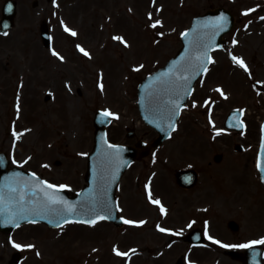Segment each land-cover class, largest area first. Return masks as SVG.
I'll return each mask as SVG.
<instances>
[{
    "label": "rangeland",
    "instance_id": "obj_1",
    "mask_svg": "<svg viewBox=\"0 0 264 264\" xmlns=\"http://www.w3.org/2000/svg\"><path fill=\"white\" fill-rule=\"evenodd\" d=\"M16 1L15 26L0 34V152L8 154L11 165L70 192L84 185L95 112L112 113L107 128L111 142L133 146L154 139L138 115V83L177 52L193 17L223 7L233 13L236 24L226 44L212 54L174 134L156 151L161 173L155 174L150 188L162 205L147 202L143 177L151 174L134 164L116 194L121 217L132 223L121 229L105 222L69 223L58 229L26 224L10 234L0 233V264H14L15 254L20 256L18 264H174L181 255L188 264H240L226 258L223 249L264 239L262 194L260 222L246 224L236 239L227 235L228 219L222 215L213 218L197 211L191 223L188 218L178 220L174 190L165 180L174 170L191 167L203 177L206 170H219L224 184L233 171L246 178V198L255 200L253 162L264 120V0ZM33 1L38 2L36 8ZM42 26L49 30L50 49L42 44ZM233 57L242 59L247 70ZM232 109L244 112L246 127L239 137L220 130ZM128 129H135L133 139L125 138ZM235 144L243 146V153L234 151ZM216 154L223 156L220 166L212 163ZM208 163L212 165L206 167ZM227 194L234 196V191ZM206 199L201 202L209 203ZM195 228L207 236L214 229L218 244L208 239L193 247L177 238Z\"/></svg>",
    "mask_w": 264,
    "mask_h": 264
},
{
    "label": "water",
    "instance_id": "obj_2",
    "mask_svg": "<svg viewBox=\"0 0 264 264\" xmlns=\"http://www.w3.org/2000/svg\"><path fill=\"white\" fill-rule=\"evenodd\" d=\"M14 16L15 3L7 0L3 7L2 31L12 27ZM222 17H226L231 24L232 17L224 10L208 12L204 16L195 18L190 30L181 39L183 50L177 59L138 87L139 111L146 122L156 128L161 135L152 144L153 147L157 146L171 131L178 116L179 109L166 100L175 85L178 84L179 88H184V91H180V96H186L192 81L204 71L207 65V50L210 51L216 47L219 36L221 37L222 32L229 29L223 25L225 20ZM211 35L212 39L209 41ZM42 38L47 46L49 40L45 28L42 31ZM175 63H177V76L172 81L171 71ZM188 75L191 76L187 80L180 79ZM160 81H172L173 85L158 89L156 85ZM104 117L100 113L96 117V146L89 157L86 175L88 186L72 198H68L63 191L44 186L33 176L19 169H7L6 158L0 154V231L9 232L25 222H40L50 227H57L69 220L87 221L100 217L111 220L117 227L121 226L120 220L116 217L114 189L121 172L130 161L138 158L139 153L136 149H121L105 143L103 126L107 124L109 118ZM106 159L117 161L113 165L103 164ZM99 176L103 182L98 181ZM193 241L198 243L202 240L195 238ZM229 255L244 264H262V247L247 250L244 254L229 252Z\"/></svg>",
    "mask_w": 264,
    "mask_h": 264
},
{
    "label": "snow or ice",
    "instance_id": "obj_3",
    "mask_svg": "<svg viewBox=\"0 0 264 264\" xmlns=\"http://www.w3.org/2000/svg\"><path fill=\"white\" fill-rule=\"evenodd\" d=\"M222 19L226 21L227 18H226V17H222ZM262 19H264V18H262ZM5 27H7V25H5ZM153 27H155V25H153ZM65 31L70 32L71 35H73V36L76 35V33H75L74 31H71V30H70L69 28H67V27H65ZM114 39H118V40H121V41H122V38H120V37H114ZM78 47H79V46H78ZM80 51L83 52V54L86 55V56L89 55V54H88L83 48H80ZM52 54H53L54 56H55V55H58V53H56L55 51H53ZM233 60L236 61L241 67L245 68V70H247V66L244 64V62H243L242 59H239V58H237V57H233ZM217 91H220V90L217 89ZM104 115H106V116H110V115H112V113H110V112H105ZM261 170L264 171V167H262ZM48 187H49V188H54L55 186L49 184ZM61 187H63V186H61ZM153 202L156 203V204H159V203H160L159 200H156V201H153ZM161 211L163 212L164 209L161 208ZM102 218H103V217H102ZM125 222H126V223H132V221H125ZM161 230L163 231V229H161ZM252 243H253V244H264V239H262V240H260V241H254V242H252ZM15 246H16V247H20L19 245H15ZM29 247H31V246H29ZM243 247H247V245H244ZM116 254H117V255H125V254H123V253H119V252H117Z\"/></svg>",
    "mask_w": 264,
    "mask_h": 264
},
{
    "label": "flooded vegetation",
    "instance_id": "obj_4",
    "mask_svg": "<svg viewBox=\"0 0 264 264\" xmlns=\"http://www.w3.org/2000/svg\"><path fill=\"white\" fill-rule=\"evenodd\" d=\"M179 192L181 195H184V193H185L186 196H193L195 194V191H193V190H187V191L185 190L184 191V190L179 189ZM246 196H247V194L244 193L243 191H237V193H236V199L237 200H244V199H246ZM190 202H193V200H191ZM180 211H181V209H179V213H180Z\"/></svg>",
    "mask_w": 264,
    "mask_h": 264
}]
</instances>
